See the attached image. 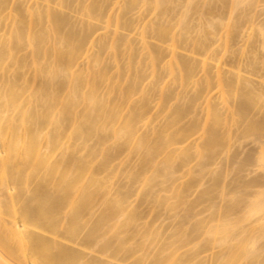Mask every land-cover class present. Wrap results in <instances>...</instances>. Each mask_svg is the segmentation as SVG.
I'll return each instance as SVG.
<instances>
[{
    "label": "bare ground",
    "instance_id": "bare-ground-1",
    "mask_svg": "<svg viewBox=\"0 0 264 264\" xmlns=\"http://www.w3.org/2000/svg\"><path fill=\"white\" fill-rule=\"evenodd\" d=\"M202 1L0 0V264H190L196 254L181 250L209 249L216 236L226 245L218 264H264V57L241 51L245 68H229L208 40L218 6L234 15L257 0ZM146 6L152 17L128 19ZM193 15L203 26L195 36ZM233 15L220 24L224 54L243 33ZM186 45L191 56L179 54ZM191 83L195 94L172 107L170 87ZM250 139V155L229 156ZM215 165L223 170L206 173ZM248 169L256 176L225 182ZM128 178L142 184L138 196L174 211L172 229L142 224ZM217 198L210 218L195 220L196 207Z\"/></svg>",
    "mask_w": 264,
    "mask_h": 264
},
{
    "label": "rangeland",
    "instance_id": "rangeland-1",
    "mask_svg": "<svg viewBox=\"0 0 264 264\" xmlns=\"http://www.w3.org/2000/svg\"><path fill=\"white\" fill-rule=\"evenodd\" d=\"M197 2H203L202 0H196ZM210 1L211 2H213V3H211V4H215V2L217 1V0H206V2H209L210 3ZM215 1V2H214ZM258 1L259 0H257L256 1V3L257 4H255V5H253L254 7H252V5H251V7L249 8V11H248V9L246 10V11H244V12H240V13H237V12H235L236 14H234V15H238L237 17H239V16H241V18L239 17V18H236V20H238V22L237 21H235L236 23H237V26H238V24L240 25V26H236L235 27V31H238L239 30V32H236V33H242V31H243V33L242 34H238V35H242L241 37H238L237 36V38H238V40H237V42H236V38L234 39L235 41L234 42H236V43H234V42H231V43H233L232 44V48H231V50H230V52L228 53H226V54H224V50H223V46H224V44H223V41H219L218 40V38L222 35H220V33H222L221 31H223V30H220L221 29V27H220V24H222V26H223V23H225L224 24V26L226 25V22H230V18L232 17V15L233 14H231L230 12H228V10L227 9H223V8H221L220 7V9H221V11L220 12H217V9H218V3L217 4H215V5H217L218 7H217V9L215 10L216 12L215 13H217V14H212V15H214L212 18L211 17H209L208 19L210 20V18L213 20V22L215 23H217V22H220V24H219V27H218V30H220V31H218L217 29V31H218V33H217V31H214V36L212 35V37H208V40H210L211 41V43H213L214 44V48H215V52H217V58H218V56H219V60L220 61H222V63H226V67L228 66L229 67V64L231 65V63L232 64H234L236 67H239V66H241V65H244V67L243 68H245V62H246V59L247 60H249V58H252V56L254 57L255 55H256V53L254 54V53H252V51H254V50H256V52H257V49L259 50L258 52H257V56L258 55H260L259 57H261V55H262V57H264V50L262 51V49H263V47H262V44L261 43H259L258 41H260V42H262L259 38H261V37H258V34H259V29H261V27H262V24H264V2H262L263 0H260L261 2H259L258 3ZM199 4V3H198ZM203 5V3H201V6ZM200 6V5H199ZM152 7H150V6H146V7H144V8H142V12L140 13L139 11H140V9L139 8H137L133 13H131L127 18L130 20H134V19H136L137 20V18L139 17V14H141L142 15V17H152L153 16V13L151 12V9ZM201 8L202 7H200V10H201ZM181 9L182 8H177L176 7V9L174 10V8L172 9L173 11H171L170 13V15L168 16L169 17V19L170 18H172L173 19V23L174 22H178L177 21V19H178V17H179V14L181 13ZM251 9V10H250ZM65 12H66V14H69L68 12H71L69 15L71 16L72 15V17L73 16H75V14H74V12H72L71 10L70 11H68V10H64ZM73 13V14H72ZM241 13H244V16L241 14ZM233 15V16H234ZM211 16V15H210ZM231 16V17H230ZM246 16V17H245ZM199 18H200V16H198V15H193V16H191V18L189 17V19H188V22H189V25L191 24V27H192V29H193V27L195 28L194 29V32H195V34H194V32H192L193 33V35L195 36V35H197V32H199L200 30H201V32H202V30L203 29H201L203 26L201 25V23H199ZM229 18V19H228ZM234 18V17H233ZM244 18V19H243ZM247 18H248V20H247ZM83 19V22L85 21L86 22V19L84 20V18H80L79 17V22L81 21V20ZM239 19H241V23H240V20ZM246 19V20H245ZM136 20H134L135 22H136ZM222 20H223V23H221L222 22ZM251 21V22H250ZM212 22V23H213ZM248 22V23H247ZM187 23V22H186ZM215 23V25H217L218 26V24H216ZM96 24H98V23H96ZM188 24V23H187ZM227 24H229V23H227ZM252 24V25H251ZM99 25V24H98ZM101 25V24H100ZM242 25V26H241ZM253 26V27H252ZM259 26H260V28H259ZM264 26V25H263ZM241 28H242V30H241ZM238 29V30H237ZM241 30V31H240ZM233 31H234V29H233ZM234 31V32H235ZM123 32V33H122ZM201 32H200V34H201ZM220 32V33H219ZM121 33L122 34H124V35H127V33L126 32H124V31H122L121 30ZM219 34V35H217V34ZM216 35V36H215ZM224 35V34H223ZM135 37V40H134V45H136L137 44V46H136V49H138L139 48V45H138V41H137V39H136V36H134ZM240 38V39H239ZM209 41V42H210ZM137 42V43H136ZM149 42H150V44L152 43V44H155L156 42L152 39H149ZM212 44V45H213ZM261 46V47H260ZM164 47H166V46H164ZM190 47V45H186V46H183L180 50H179V54H181V55H186V57H187V55H189V56H191L190 55V52H189V48ZM254 47V48H253ZM213 48V47H212ZM213 48V49H214ZM240 48H241V50H240ZM255 48H257V49H255ZM262 48V49H261ZM239 49V50H238ZM244 49V50H243ZM254 49V50H253ZM95 50H99V48H98V46L96 47V45H95V48H94V52H96L97 53V51H95ZM243 52V51H246L245 53H246V55H244L245 57L244 58H246L245 60H244V58H243V55L241 56V55H239V52ZM251 51V52H250ZM241 52V53H242ZM249 53V54H248ZM252 53V54H251ZM244 54V53H243ZM188 56V57H189ZM234 56H235V58H234ZM240 56H241V58H240ZM202 56H196V58L197 59H199V61H200V59L202 60V58H201ZM237 57V58H236ZM240 58V60H238ZM196 59V60H197ZM236 59H237V61H239V62H241V60L242 61H245V62H243V64H239V62L237 63V61H236ZM260 59H262V58H260ZM105 60L107 61V63H106V61H105V65H109V66H112L113 67V65L115 66V62L113 61V59H111L110 60V58H109V56L107 57V55L105 56ZM121 61H123V60H121ZM120 61V62H121ZM234 61H236V62H234ZM109 62V63H108ZM112 62H114V63H112ZM230 62V63H229ZM112 63V64H111ZM124 62H121V64H123ZM237 63V64H236ZM111 64V65H110ZM120 64V65H121ZM228 64V65H227ZM107 65V66H108ZM234 65L232 66V68H234ZM225 67V69H227ZM231 67V66H230ZM229 67V68H230ZM242 67V66H241ZM111 68V67H110ZM140 68H142L141 70H140ZM140 68H138L140 71H143L145 74H147L146 75V77L147 78H149L148 80H146L147 82H145V84L147 83L148 84V82H150L151 81V73H152V71H150L151 69H148V68H144V67H140ZM242 68V69H243ZM114 69V68H113ZM112 68H111V74H113V75H116L117 74V71L114 69L113 70ZM148 69V70H147ZM247 70H248V68H246ZM244 71V70H243ZM116 72V73H115ZM247 72V71H246ZM244 73V72H243ZM247 74V73H246ZM148 75H149V77H148ZM248 76V75H247ZM256 76V75H255ZM254 76V77H255ZM249 77H251V75L249 76ZM252 79H253V75H252ZM255 80H256V78H254ZM166 81H167V78L165 79ZM158 91V90H157ZM169 91H171L170 93H174V95L175 96H178V97H176V99H174V95H172L173 96V101L172 102H170V105L172 106V107H177L181 102H182V100H183V98H189L190 96H193L194 94H195V87H194V84L193 83H191V84H188V85H184V86H180V85H173V86H171L170 87V89H169ZM158 93V92H157ZM159 94V93H158ZM153 95H155V94H153ZM152 95V96H153ZM157 96V95H156ZM152 98V97H151ZM178 98V99H177ZM185 98V99H186ZM153 99H155V100H151L152 102H151V105H152V107L154 108L155 106H156V97L154 96V98ZM216 101H218V100H216ZM183 103H184V101H183ZM201 101H200V103L196 106L197 108H195V110L197 111V113L199 114V112H200V114H201V111L203 112V106L201 105ZM218 103V102H217ZM153 112H154V110H153ZM166 113L165 114H163V115H161V116H159V115H156V117L154 116V120H156V121H154L155 122V125L156 124H159L158 126H161L162 125V123L164 122V121H162V120H164V117H166ZM202 116V115H201ZM191 117L189 116L187 119H185L184 121H183V123H187L188 121H189V119H190ZM160 122H161V125H160ZM142 125V124H141ZM141 125H140V127H141ZM154 125V124H153ZM152 125V126H153ZM158 126H155V127H158ZM154 127V126H153ZM252 141H253V139H250V140H245L244 142H243V145L241 146V147H239V145L237 144V145H235V147L231 150V152L229 153V156H231L232 154H238V155H240V157H239V160H241V159H243L246 155H248V153L249 152H251V150H253L254 149V144L252 143ZM91 145H93V142H91ZM109 145L110 146H112V143H109ZM241 153V154H240ZM251 153H249V155H250ZM126 155V156H125ZM125 155H123L122 157H121V159L119 160V161H123V157H125L126 158V164H127V167H128V162H130V161H128L129 160V158L131 159V155H130V157L129 156H127V154H125ZM135 156V155H134ZM129 157V158H128ZM128 158V159H127ZM135 160H137V157H133L132 158V161H131V165L134 163V165L136 164L134 161ZM239 160H238V162H239ZM119 161H116L115 162V164H116V166L115 167H117V164L119 163ZM124 161V162H125ZM128 161V162H127ZM123 162V163H124ZM223 164H225V163H223ZM222 164V165H223ZM120 165H123V164H121L120 163ZM120 165H118L119 167H121L122 168V166H120ZM124 166H126L125 164H124ZM124 166H123V168L122 169H127L128 170V168L127 167H125L124 168ZM225 167V166H224ZM226 168V167H225ZM113 169H116V168H114L113 167ZM119 169V168H118ZM125 169V170H126ZM220 169H222L223 170V166L221 167V165H215V166H212V167H210V168H208L207 169V171H206V173L207 172H209V171H215V173H217V171L219 172V170ZM117 170V169H116ZM195 170V169H194ZM253 170V169H252ZM119 171V170H118ZM122 171H124V170H122ZM248 173H244L243 172V174L241 173V175L239 174V176H235L237 173H235V174H232V172H231V175H229L228 176V180H226L225 182H227V185H228V183L232 180V182H234L235 180H237L238 178L237 177H239L240 178V176L241 177H243V176H245V178H246V174H247V179L246 180H248V179H250V178H253L254 176H256L255 174H250V172H251V170H249L248 169ZM121 172V171H120ZM119 172V173H120ZM118 173V174H119ZM121 175L123 176V174L121 173ZM125 175V174H124ZM243 175V176H242ZM118 176V175H117ZM116 176V177H117ZM116 177H115V179H116ZM125 177V176H124ZM209 177V176H208ZM123 178V177H122ZM114 179V180H115ZM123 179H125V178H123ZM122 179V180H123ZM129 179L130 178H128V180L127 181H125V184H127L128 185V187H129V190H130V193H131V199H130V202L131 203H133V205L134 206H136L137 207V209L139 210V212L143 215V217L142 218H144V220H142L143 221V223H142V221H141V223L142 224H144V222H146V223H148V222H151V223H153L155 226H154V228L156 229V228H159V229H161L162 230V232H163V229H164V231H165V229H167L168 227L167 226H169V225H166V224H169V222L172 220V218L174 217L175 218V216L173 215L174 214V211H170V210H167V209H165V208H163V207H158V205L156 204V203H154V202H152V201H146L142 196H138V191L142 188V184L141 183H134L133 181H131V182H129ZM206 179H207V177H206ZM227 179V178H226ZM233 179H235L234 181H233ZM244 179V178H243ZM120 178H119V180L118 179H116L115 181H114V184H115V182H117L118 183V181L120 182V181H122ZM131 180V179H130ZM204 181H202L201 182V186L198 188V189H196L195 191L197 192V190L198 191H200V190H203L204 188H206L209 184H205L204 186H203V182H207V181H209V180H205V179H203ZM122 182H124V181H122ZM122 182H120V183H118L119 184V186L121 185V183ZM232 182H230L231 184H232ZM209 183V182H208ZM118 184H116V186H115V189L118 187ZM122 186H125L123 183H122ZM156 189H158L159 190V187H157ZM156 191V190H155ZM194 191V192H195ZM193 192V194L188 198V201H194V200H196V198L198 197V196H196V195H198L199 193H197V194H195ZM201 192V191H200ZM169 196H171L170 194L168 195V197ZM143 198V199H142ZM176 202V200L175 199H171L170 200V203H172V204H176L175 203ZM223 204V201H221V199L220 198H217V199H214L213 201H211V202H205V203H202V204H200L199 206H197L196 207V214H197V217L195 218V220H200V219H208V218H210V216L213 214V212L215 211V210H217V208L219 207V206H221ZM224 204H225V202H224ZM183 206H180L178 209H177V211H178V214L183 210ZM216 208V209H215ZM176 213V212H175ZM183 213V212H182ZM173 215V217L172 218H170L171 216ZM180 215V214H179ZM182 215V214H181ZM176 219V218H175ZM174 220V219H173ZM194 220V221H195ZM177 221H178V218H177ZM172 222V221H171ZM170 222V223H171ZM174 222V221H173ZM150 223V224H151ZM153 224H151V225H153ZM173 225H175V223H172ZM247 224V223H246ZM172 225V226H173ZM165 226H166V228H165ZM171 226V225H170ZM169 226V227H170ZM164 227V228H163ZM171 228V227H170ZM169 228V229H170ZM173 228V227H172ZM171 228V229H172ZM159 229H156V230H158V231H160ZM168 229V230H169ZM171 229H170V231H171ZM161 232V231H160ZM167 232V231H166ZM165 232V233H166ZM164 233H162V235H163ZM167 234V233H166ZM165 235V234H164ZM169 235V234H168ZM164 237V239L166 238V236H163ZM163 239V240H164ZM264 242V240L261 242V243H263ZM225 248H226V245H223V244H221V242L219 241V237L218 236H216L215 237V239H214V241H213V243L211 244V246L209 247V249H206V250H201V249H199V247H195V244H191L190 246H188L187 248H184V249H182L181 250V252H187L188 254H196V258H195V260L194 261H192L190 264H218L215 260H214V258H215V255L216 254H218V253H220L221 251H223V250H225ZM237 264H246V262H244V261H241V262H239V263H237Z\"/></svg>",
    "mask_w": 264,
    "mask_h": 264
}]
</instances>
